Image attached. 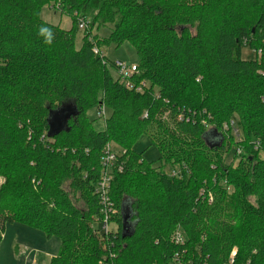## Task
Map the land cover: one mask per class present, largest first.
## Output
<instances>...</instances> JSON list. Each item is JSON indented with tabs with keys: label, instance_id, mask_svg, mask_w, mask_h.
I'll use <instances>...</instances> for the list:
<instances>
[{
	"label": "trees",
	"instance_id": "1",
	"mask_svg": "<svg viewBox=\"0 0 264 264\" xmlns=\"http://www.w3.org/2000/svg\"><path fill=\"white\" fill-rule=\"evenodd\" d=\"M44 7L69 16L71 29L44 22ZM95 27L111 33L99 39ZM126 42L140 93L95 52ZM63 106L76 114L51 132ZM94 107L110 110L101 132L87 116ZM232 122L242 141L224 129ZM142 137L159 165L135 151ZM107 148L116 229L104 234ZM237 148L241 160L227 164ZM262 153L264 0H0V245L6 225L21 223L60 239L49 264H264ZM176 164L177 175L166 172Z\"/></svg>",
	"mask_w": 264,
	"mask_h": 264
},
{
	"label": "rangeland",
	"instance_id": "2",
	"mask_svg": "<svg viewBox=\"0 0 264 264\" xmlns=\"http://www.w3.org/2000/svg\"><path fill=\"white\" fill-rule=\"evenodd\" d=\"M41 19L44 22L49 23L54 26H60L64 30H70L72 27V20L69 16L61 14L57 10H53L49 7H44L40 13ZM111 27L101 28L100 30L95 27L93 35H97L99 39L107 38L111 33ZM83 31L75 37V47L79 49L82 46L83 42ZM98 39V38H97ZM89 42H92V38H89ZM99 47V48H98ZM97 49L100 50L106 59L111 62L121 61L129 67L136 66L139 60L136 49L133 45L129 43H124L120 46L116 44H110L107 46L98 45ZM242 57L245 60H252L255 58V53L248 46H244ZM114 76L117 75L113 72ZM100 107H94L88 111L87 116L92 121L95 130L103 131L105 128V119L109 116L110 110L105 109L106 116H99ZM234 121H237V118H234ZM234 122V127L238 130L240 136H236V141H242L243 135L241 134V128L237 127ZM237 123V122H236ZM233 131V130H232ZM256 150L259 151L260 145H256ZM113 152L120 153L121 150L114 144L111 145ZM135 151L138 153H143V157L149 163H155L159 165L160 153L158 149L153 146L149 139L142 137L140 141L134 147ZM242 151L240 148L236 149V152L228 153L224 156L227 164H232L234 161L239 162L241 160ZM264 157V154H261V158ZM235 163V165H236ZM234 165V164H233ZM234 165V166H235ZM233 166V167H234ZM180 167L176 164L174 167H167L166 172L172 175L171 171H179ZM5 183V178L0 176V188ZM64 190L69 191L67 184L63 186ZM232 191V190H231ZM110 231L115 230L113 224L110 225ZM61 241L56 236H48L42 230L33 228L31 226L14 223L6 225V230L3 235V240L0 245V264H49V260L56 256L59 252ZM170 264H183L179 261L177 263Z\"/></svg>",
	"mask_w": 264,
	"mask_h": 264
},
{
	"label": "built area",
	"instance_id": "3",
	"mask_svg": "<svg viewBox=\"0 0 264 264\" xmlns=\"http://www.w3.org/2000/svg\"><path fill=\"white\" fill-rule=\"evenodd\" d=\"M79 29L81 31L86 29V22L85 21H81V23L79 25ZM95 52L102 54L98 49H95ZM115 67H116V71H117L116 72L117 76L120 78L121 82L123 84H125L126 88L134 90L136 87L133 86V84L131 82V77L138 72L136 66L129 67L123 62L117 61V62H115ZM136 91L138 93L142 92L143 91L142 86H138L136 88ZM99 116L100 117L106 116V112H105L104 107L100 108ZM228 128H232V130H233L232 134L235 137L240 136L238 133V130H236V128L234 127V122H232L230 124V126H228V125L224 126L225 130H228ZM109 149L110 148H107V150H106L107 154L104 157L105 159L103 161V167L105 168V171L102 175L101 180L97 184V193L100 196V203H101V208H102L101 213L103 215V218L100 222V225H101V230H102L101 232H103L104 234H108L110 232V228H109L111 225L110 220H111V217L113 216V213L115 212L114 205H113V203L109 197V189H110L109 185L111 184V180H112V177L110 175V168L113 166V164L116 160V157L114 154H112L110 152ZM263 159H264V157H263ZM171 173H172V175H177V171H175V170H172ZM173 241L175 244H183L184 243L183 234H181V232L177 231L173 237ZM233 256H234V254L231 257V260H232ZM231 263L232 262H230V264Z\"/></svg>",
	"mask_w": 264,
	"mask_h": 264
},
{
	"label": "water",
	"instance_id": "4",
	"mask_svg": "<svg viewBox=\"0 0 264 264\" xmlns=\"http://www.w3.org/2000/svg\"><path fill=\"white\" fill-rule=\"evenodd\" d=\"M76 114L73 107L63 106L50 115L51 132L61 131L66 127L69 116Z\"/></svg>",
	"mask_w": 264,
	"mask_h": 264
},
{
	"label": "clouds",
	"instance_id": "5",
	"mask_svg": "<svg viewBox=\"0 0 264 264\" xmlns=\"http://www.w3.org/2000/svg\"><path fill=\"white\" fill-rule=\"evenodd\" d=\"M37 35L42 38L45 44H51L54 39L52 29L43 25L38 28Z\"/></svg>",
	"mask_w": 264,
	"mask_h": 264
}]
</instances>
